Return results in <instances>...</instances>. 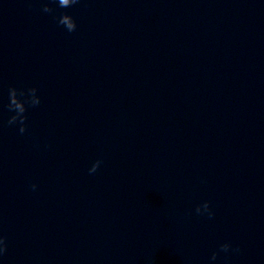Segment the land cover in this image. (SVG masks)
I'll return each instance as SVG.
<instances>
[{
  "label": "water",
  "instance_id": "obj_1",
  "mask_svg": "<svg viewBox=\"0 0 264 264\" xmlns=\"http://www.w3.org/2000/svg\"><path fill=\"white\" fill-rule=\"evenodd\" d=\"M41 7L0 0V264H264V0Z\"/></svg>",
  "mask_w": 264,
  "mask_h": 264
},
{
  "label": "clouds",
  "instance_id": "obj_2",
  "mask_svg": "<svg viewBox=\"0 0 264 264\" xmlns=\"http://www.w3.org/2000/svg\"><path fill=\"white\" fill-rule=\"evenodd\" d=\"M80 2L81 0H41V11L53 14V19L57 21L58 25L63 26L68 33H72L77 29L75 18L68 12H58V10L71 8ZM53 5H55V7H53ZM38 93L39 89L37 87H22L16 85H10L8 87L7 104L5 107L10 115L7 119V124L9 126H18L20 134H24L28 130V109L38 107L42 102ZM103 162L102 158L96 159L88 170L89 174L96 173ZM36 187V184L31 185L33 190H35ZM195 213L207 219H212L215 216V211L210 201H203L201 204H198L195 208ZM7 250V236L0 234V256H3ZM240 252V246H233L231 241H226L221 243L218 249L212 253L211 260L216 261L221 254H224L225 259H227L231 254H239Z\"/></svg>",
  "mask_w": 264,
  "mask_h": 264
}]
</instances>
